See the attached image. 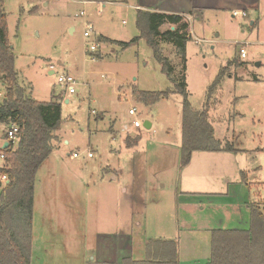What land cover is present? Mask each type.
<instances>
[{
    "label": "rangeland",
    "instance_id": "374dc122",
    "mask_svg": "<svg viewBox=\"0 0 264 264\" xmlns=\"http://www.w3.org/2000/svg\"><path fill=\"white\" fill-rule=\"evenodd\" d=\"M137 3L139 0H4L20 83L36 100L48 102L56 96L61 107L55 148L35 182V264H87L95 261L91 258L98 251L121 255L123 234L131 237L132 247L126 243V256H118L117 264L122 256L145 258L146 242L152 239L176 240L183 264L193 256L211 254V235L189 233L179 205L185 203L187 190L227 189V182L218 178L225 165L231 169L225 181L245 180L246 172L250 182L260 181L249 182L251 188L245 191H249V202L264 209V0L259 9L249 10L248 17L204 10L202 17L194 19L185 72L175 45L161 40L163 53L174 67L173 79L163 72L145 38L127 47L117 43L140 35ZM87 24L93 28L88 37L84 35ZM170 27L165 23L159 29ZM91 44H98L97 49L90 50ZM241 47L246 49L245 57L240 55ZM232 60L235 64L229 65ZM226 66L227 75L210 99V121L223 145L242 148L236 157L238 173L224 155L211 153L218 151H203L213 159L196 156L187 171L205 173L212 182L202 183L200 189L194 184L197 189H190L192 184H182L187 167L180 165L184 97L175 84L185 76L192 107L201 110L209 86ZM63 74L77 81L74 92L58 83ZM168 89L167 96L150 105L134 94V90ZM0 93L1 101L5 94L1 84ZM134 107L137 114L130 115ZM134 120L141 127L135 128ZM146 120L152 123L150 128L145 127ZM5 129L0 124V137ZM75 151L82 155L72 157ZM87 151L93 156L87 157ZM114 169L120 174L116 180L112 178ZM122 186L127 193H122ZM231 190L233 194L234 187ZM236 194L240 199L244 195ZM52 198L55 205L49 211L47 200ZM193 199L196 205L190 209L188 221L200 226L197 210L206 201L217 204V199ZM220 201L226 206L233 203L232 198ZM74 221H78L77 236L71 232ZM46 228L53 232L47 234Z\"/></svg>",
    "mask_w": 264,
    "mask_h": 264
},
{
    "label": "trees",
    "instance_id": "16d2710c",
    "mask_svg": "<svg viewBox=\"0 0 264 264\" xmlns=\"http://www.w3.org/2000/svg\"><path fill=\"white\" fill-rule=\"evenodd\" d=\"M168 23L171 27L160 31ZM137 26L140 35L129 42L117 41L127 47L139 38H145L163 72L173 79L174 67L164 55L162 42L175 45L186 71L187 43L191 39L189 22L183 15L159 11L137 10ZM105 40L110 39L105 37ZM236 60L229 62L235 64ZM228 66L223 67L207 91L205 106L195 110L188 98L185 76L175 84L183 97L181 167L190 164L195 151H239L230 144L223 145L216 139L214 126L209 120L210 99L216 92ZM0 83L4 98L0 101V123L16 122L21 126L19 141L1 148L5 166L0 173L8 181H0V264H32L34 194L37 173L55 148L60 130L61 107L52 96L51 101L33 98L18 77L15 54L9 39L4 0H0ZM170 90L147 92L134 90L135 96L147 105L154 104L168 95ZM251 212L248 229H215L211 232V254L206 264H264V209L249 204ZM146 256L135 259L127 256L122 264H180L178 243L174 239H152L146 242ZM87 264H115L113 262L88 261Z\"/></svg>",
    "mask_w": 264,
    "mask_h": 264
},
{
    "label": "crops",
    "instance_id": "0c3cea01",
    "mask_svg": "<svg viewBox=\"0 0 264 264\" xmlns=\"http://www.w3.org/2000/svg\"><path fill=\"white\" fill-rule=\"evenodd\" d=\"M108 1V0H106ZM115 2V1H112ZM140 3H137V8L136 9H142V10H149V11H159V12H167V13H173V14H180L183 15L185 20H187L189 22V30L190 27L192 26V21L194 19H197L199 17L203 16V12L204 10H213L215 12H222V11H227L232 13L233 10H244L247 11L249 13L250 9H259V3L260 0H139ZM249 16V15H248ZM187 18V19H186ZM255 21H252L251 24L255 25ZM53 73V72H51ZM1 84V83H0ZM2 85V84H1ZM212 115V111L209 110V120L211 118ZM1 125H3L2 123H0ZM152 125V123H151ZM215 130V129H214ZM57 134V133H56ZM4 136V135H3ZM3 137H0V142L1 139ZM67 143V142H66ZM239 151H229L226 152L227 154H224L225 151H218V152H211L214 153L215 155H224L227 159V161L230 162V165L232 167V169H235L236 172L238 173V165L236 163V157L237 155L243 151L242 148H238ZM210 153V152H209ZM196 156H199L198 158L201 160H208V159H213L210 156H213L211 154H206L203 151H196L193 153L191 162L190 164L185 168L186 171H184L182 173V184L187 187L188 185L192 184V186H189L190 189H197V188H193V185H197L200 189L201 188V184H209L210 182H212L211 179L208 178V175H206L205 173H195L196 175H192L191 172H188V168L191 166L193 160L195 159ZM255 168H259V166H255ZM231 169H228L225 165L224 167V172L218 176L219 179H222V181H224L225 183L227 182V189H223V191L219 192L216 190H210V189H206L204 191H196L193 192L195 190H187V192H185V203H182L181 205H179L180 209L182 210V219L183 222H185L186 224V230L189 231V233L192 232H196V231H202L205 232V234H209V236L211 235L212 230L215 229H248L250 227V209H249V204L253 203V202H249V200L247 199V194H249L245 191L247 188H251L249 186V180L247 177V172L244 173L246 174V178L245 180H239V181H234L231 182L230 179L228 178V180L225 181V178L228 177L229 173H230ZM114 172L116 175H113V180H116L117 177H120L119 171L114 169ZM241 175H243V172H241ZM224 179V180H223ZM190 180V181H189ZM192 181V182H191ZM252 184H259L260 181L256 180L254 182H250ZM231 187H234L235 192L233 194H231ZM188 189V188H187ZM238 191V193H244L243 197L240 199V197H237L235 195ZM122 193H127V188L125 186H122ZM193 198H198V199H205V200H215L217 201V204H214L215 202L213 201H206L207 205L204 204L203 206H201V208H199L197 210V214H199V217L201 219V225H197V224H192L191 222L188 221V219H190L191 217L189 216V211L191 208L195 207L196 203L193 201ZM227 198H232L233 199V203L231 204V206H226L227 203H221L224 201H220L222 199H227ZM50 206H48L47 210L52 209V207L55 205L54 203V198H52V200L50 201L49 199L47 200ZM192 201V202H190ZM190 202V204H189ZM255 203V202H254ZM218 205L220 206V209L217 210V208L214 206ZM50 207V208H49ZM36 208V201L34 200V215L36 213L35 211ZM214 209L217 210V213H212L214 212ZM223 210V214L219 213L222 212ZM48 211V212H49ZM219 211V212H218ZM208 213H212V214H208ZM206 214H208L209 216H207ZM50 215V213H49ZM53 214H51L50 216H52ZM201 218V217H203ZM181 217V216H180ZM75 220H77V218L75 217ZM44 223V221H43ZM73 224V225H72ZM59 225V224H58ZM71 226H74V228L72 229V236H77L76 231H78L77 229V225H78V221H74L73 223L70 224ZM33 226H34V220H33ZM45 226V223H44ZM76 227V228H75ZM46 232L47 234H49L50 232H53L52 229L46 228ZM128 235H124L123 234V238L121 239L122 242V251L121 255H125L126 256V251H127V245L126 243L129 242L131 243V247H132V241H131V237L128 236V238L126 237ZM172 239V238H171ZM125 244V246H124ZM123 253V254H122ZM131 253V252H130ZM120 254H117L115 256H109L106 254V252H102V251H98L96 254H94L91 258L94 259L97 262H113L115 264H117L119 262V258L118 256H121ZM130 255V254H129ZM210 254L208 253H204V254H199L197 256H193V258H191V260L188 262V264H206L209 260V256ZM122 256L121 258V264H122V259L125 257ZM37 257L36 252L34 250V245H33V250H32V264H35V258ZM181 260V259H180ZM184 262L180 261V264H183ZM186 263V262H185Z\"/></svg>",
    "mask_w": 264,
    "mask_h": 264
},
{
    "label": "built area",
    "instance_id": "2783aa9c",
    "mask_svg": "<svg viewBox=\"0 0 264 264\" xmlns=\"http://www.w3.org/2000/svg\"><path fill=\"white\" fill-rule=\"evenodd\" d=\"M80 14L84 15L85 11H82ZM232 16L233 17H248V12L244 11V10H233L232 11ZM86 26H87L86 27L87 29L85 30L84 35L86 37H88L93 32V28L89 24H87ZM97 47H98V44H91L90 45V50L94 51V50L97 49ZM239 51H240V55L242 57L246 56V49L244 47H241ZM58 83H60L61 85L66 86L70 90V92H74L75 91V87L77 85V81L72 76L65 75V74L60 75L58 77ZM0 95H1V93H0ZM129 114L130 115H136L137 114L136 108L135 107L131 108L129 110ZM4 125L6 126V129H5L4 136H3V138L1 139V142H0V150H1V148H3V145H4L5 142H8V146L9 145H15L19 141V134H20V131H21V126L18 123H16V122H8V123H6ZM133 125H134L135 128H139V127H141L142 124H141V122L139 120H134ZM81 155H82V153L76 152V151L72 153V157H74V158L80 157ZM86 155H87V157H92L93 153H92V151H87ZM0 160H1V162H3V164L0 165V169H2L5 166V155L1 151H0ZM0 181L2 183L7 182L8 181L7 174L0 173Z\"/></svg>",
    "mask_w": 264,
    "mask_h": 264
},
{
    "label": "water",
    "instance_id": "95a60500",
    "mask_svg": "<svg viewBox=\"0 0 264 264\" xmlns=\"http://www.w3.org/2000/svg\"><path fill=\"white\" fill-rule=\"evenodd\" d=\"M171 28L174 29L175 27L172 26ZM51 72H53V71H51ZM144 125H145V127L150 128L151 127V122L146 120ZM7 147H8V142H5L4 145H3V148H7Z\"/></svg>",
    "mask_w": 264,
    "mask_h": 264
}]
</instances>
